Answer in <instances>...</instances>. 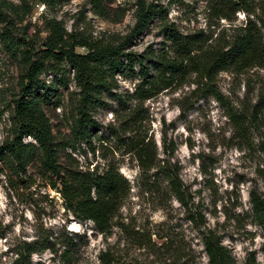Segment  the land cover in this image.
<instances>
[{"label": "rangeland", "instance_id": "1", "mask_svg": "<svg viewBox=\"0 0 264 264\" xmlns=\"http://www.w3.org/2000/svg\"><path fill=\"white\" fill-rule=\"evenodd\" d=\"M0 1L21 5L20 0ZM24 1L31 12L20 26H28L25 37L36 42L37 48L48 34L45 19L61 21L68 33L99 42H115L135 24L136 0H109L108 19L94 15L89 0ZM145 1L163 11L133 39L129 50L137 55L167 48L165 33L170 27L182 35L202 32L213 40L217 35H230L248 17L239 12L232 21L215 19L209 8L212 0ZM251 5L264 21V0H253ZM2 26L0 23V29ZM75 52L86 54L87 49L77 47ZM66 68L69 81L66 86L58 85L52 99L57 105L43 104L57 144L59 164L78 170L102 169L110 164L129 181L130 193L114 218L110 233L104 237L90 221L80 222L64 209L60 195L49 188L48 180L41 175L38 161L26 168L21 179L1 163L0 264L11 263V250L20 243L45 239L49 248L34 255L32 264H63L60 255L64 249L71 252L73 264H96L98 255L105 250L110 251L114 264H185L187 245L195 250L190 264H206L198 231L187 221L189 213L173 197L142 193L135 183L138 169L134 161L120 141L109 136L107 127L115 123V113L121 112L114 96H105L103 106L93 113L94 126L87 140L71 136L77 101L71 94L78 90L71 68ZM21 73L20 66L0 46V144L12 136L11 101L12 95L18 93ZM54 77L47 74L41 78L50 83ZM56 78L60 79V75ZM115 80L118 89L114 95L135 91L136 79L119 75ZM216 82L223 104L210 96L191 94L193 84L152 95L141 104L140 131L153 140L160 159L168 155L163 153L164 146L167 153L174 149L169 159L180 167V180L192 193L191 211L200 212L205 226L219 233L222 244L232 249L236 264H244L246 258L253 256L258 264H264V233L256 225L248 204L251 189L264 195L260 155L264 145V67L220 73ZM131 104L134 102L128 106ZM228 105L248 118L250 128L245 137L233 133L226 118ZM24 142L31 139L24 138ZM162 244L165 245L160 247Z\"/></svg>", "mask_w": 264, "mask_h": 264}, {"label": "trees", "instance_id": "2", "mask_svg": "<svg viewBox=\"0 0 264 264\" xmlns=\"http://www.w3.org/2000/svg\"><path fill=\"white\" fill-rule=\"evenodd\" d=\"M136 1L133 28L115 42L88 41L68 33L61 21L45 19L48 34L40 48L33 40L26 39L28 26H20L31 8L24 0H20L21 5L18 6L0 1V23L3 25L0 46L22 69L17 81L18 93L12 95L11 101L12 136L0 144V165L4 164L16 178L21 179L27 173L26 168L38 161L41 175L48 180L49 188L60 195L64 209L80 222L90 221L102 236L107 237L110 233L113 220L130 193L129 181L110 164L102 169L62 167L58 162V148L50 120L43 107L49 103L57 105L52 103V99L58 85L66 86L69 81L66 68L69 67L78 90L71 94L77 98L70 126L71 136L75 140H87L91 126H94L93 113L103 106L105 96H114L121 112L115 113V123L109 124L107 131L109 136L120 141L134 161L138 169L137 187L144 194L173 197L189 213L187 221L198 231L206 264H236L232 249L222 244L219 233L205 226L200 212L191 211L192 193L180 180V167L169 159L174 149L167 153V147L163 145V153L168 155L166 159H160L153 140L140 131L143 121L141 104L154 94L186 84L194 85L191 94L210 96L222 103L223 98L216 85L220 73H242L252 67H264V21L256 15L251 5L253 0H212L209 8L215 19L232 21L237 13L243 12L248 15L245 23L233 28L230 35H217L213 40L202 32L182 35L170 27L165 33V40L169 42L167 48L151 49L137 55L129 50L133 39L148 28L163 10L145 0ZM89 2L94 15L108 19L109 0ZM77 47L86 48L87 53L77 54ZM47 74L55 76L50 83L41 78ZM58 74L60 79L56 78ZM119 75L137 80L133 93L113 94L118 89L115 77ZM132 101L134 104L128 106ZM226 112L233 133L245 137L250 128L248 118L230 105ZM24 138H30L31 142H24ZM260 155L264 164V145L260 147ZM248 204L256 225L264 233V195L251 189ZM48 243V239L20 243L11 250L10 264H32V257L43 254L49 248ZM186 249L185 264H190L195 250L191 245ZM50 252L57 256L53 249ZM71 256V252L64 249L60 259L63 264H73ZM96 264H114L110 251H101ZM244 264L258 263L253 256L246 258Z\"/></svg>", "mask_w": 264, "mask_h": 264}]
</instances>
